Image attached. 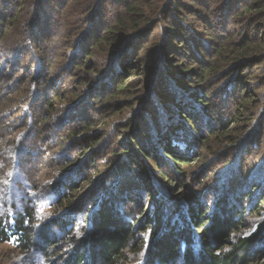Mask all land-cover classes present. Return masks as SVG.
I'll return each instance as SVG.
<instances>
[{
	"label": "trees",
	"instance_id": "obj_1",
	"mask_svg": "<svg viewBox=\"0 0 264 264\" xmlns=\"http://www.w3.org/2000/svg\"><path fill=\"white\" fill-rule=\"evenodd\" d=\"M5 1L7 4L13 3L15 11L4 13L0 10V44L12 42V39L9 40L12 38L9 32L12 26H17V22L20 25L30 26L32 21H39L42 29H47L48 18L42 19L40 13L35 14V11L34 14L28 12V8H24L22 0L17 3L12 0H0V2ZM23 1L27 3L29 0ZM141 1L145 0H119L118 3L122 9L116 11L114 23L105 25L104 30L96 35L90 36L92 32H89V36L86 33L74 36V32L70 33L73 31L70 27L65 31L67 32L65 38L54 39L51 44L50 42L49 45L46 44L47 46H43L42 42L38 41L37 37L41 36L42 32L37 29L27 37L26 33L21 32V34L13 36L16 37L14 39H19L24 47L30 49L35 45L42 53L43 59L41 60L37 54L32 52L33 56L30 58L32 64L29 67L34 69V73L21 75L20 79L12 73V90L9 91L11 96H5V87L0 83L1 149L14 145L26 148L28 144L37 147V142L44 139L46 131L57 125L61 119L69 122L67 127L70 126V128H66L68 131L65 134L68 139L81 137L85 134V129H89L94 122L98 121L96 118L83 119L79 116L78 107L81 108V103L86 99L95 103L96 100L97 102L102 101V103L105 100L113 102L121 96L131 97L135 92L145 96L146 102L143 107L150 115L154 127H158L160 118L155 112L157 109L154 110L151 107L156 99L155 104L158 105L159 102H162V107L165 105L164 108L170 111L169 114L165 113L168 121L167 131H159L160 134H156V136L158 135L155 138L157 144L154 141L142 144L140 138L152 141L153 136L149 134L148 130L142 129L144 121L143 118L139 119L136 131L134 130V134L130 136L132 147L127 146L115 158L116 161L114 160V165L110 170H102L100 173V175H106L102 182V188L110 187V190L106 194L107 196L102 195L100 198L92 213L94 215L89 216L88 219L84 216L82 224H88L85 236L74 239L71 231L64 232L65 236L60 240V243L70 246V253L62 264L260 263L262 257L264 258V253L257 244L262 239L261 235L264 232V212L260 215L257 214L259 210L254 213L250 206L244 210L240 209L239 212L238 204L234 198L230 202V194L228 195L230 188L227 185L229 177L223 178L220 185H217L219 188L223 186L222 194L213 206H209L203 201L201 193L202 190L207 189V186H204L201 180L198 182V186L201 187L194 191H191L188 185L186 186V182L190 180L191 165L198 161L197 158L206 157L209 152L222 147L223 143L237 149L240 147L247 149L252 142L256 141L254 133L263 130V123L257 122V120L259 115L264 113V74H259L260 76L256 77L254 69L259 67V71L263 70L259 65L264 63V0H224V2L223 0H213L217 3L215 8L219 10L226 7L230 1L234 4L239 3V6L235 5L231 10H226V14L230 13L228 18L233 17L235 22L239 17L245 19L244 27L238 28L235 33L237 38H233L231 33H226L227 41L220 43L215 48L213 57L217 59L212 60L210 64L201 69L202 74L198 78V83H200L198 87L191 86V83L186 82L184 75L180 73L174 74L172 70V74L167 73L169 71L164 67V69L151 70L143 92L130 80V75L136 68L130 60L132 54L128 53L130 42L135 35L134 32L144 26L149 27V31H153L157 25L154 21L165 15L166 11L168 12L173 4L175 5L180 0H149L147 3H141ZM192 1L197 2L198 5L205 2L203 0ZM77 2L79 1L77 0ZM80 3L72 8L75 15L84 13L90 17L89 23L92 20L96 22L93 13L98 16L97 11L94 12V6L97 5L98 0H81ZM35 4H37V0ZM70 12L68 11V14ZM2 15L5 16V19ZM252 24L258 28L256 29L258 36H256L257 34L255 37L249 36ZM168 30L170 33L167 37V45H173L175 40L178 42L179 38L171 36V34L174 35L177 29L173 26ZM212 34L213 32L209 36ZM160 35V33L155 34V38L158 39ZM44 37L50 36L45 35ZM212 37H217V35L213 34ZM184 43L185 40L183 43L180 42L178 47ZM49 53L54 56H48ZM190 55L192 58L194 57L192 53ZM93 56L104 65L107 63L109 69L95 70L94 63L90 61ZM112 62L115 63V67ZM163 71H165V78H169V81L173 83L170 96H165V92L159 88L161 86L159 77L162 76ZM62 72L66 74V78L73 81L71 82L72 86H67L66 81L63 80ZM209 78H220V82L228 86L229 92L228 94L226 92V97H235L239 100L228 119L229 126L232 125V131L220 133V129L213 130V127L207 126L210 130L206 132L207 138L203 139V134L194 118L201 115L206 126L220 116V112L208 101V94L212 91V87L209 88L207 85ZM15 80L16 82L20 81L16 86ZM108 82H111L109 87L107 86ZM242 84H245V87ZM95 87L99 94L88 96L89 91ZM151 94L152 96H150ZM156 106L155 108H157ZM182 108L186 109L181 113H185L189 117L191 129H196L194 133L188 128V125L185 126L182 121L183 115L181 114L179 117L180 115L176 113V109L181 110ZM187 109H190L193 117L190 112H187ZM25 110L28 111V118L25 116ZM8 113L17 115V125L16 123L7 125L2 121V118ZM75 121H78V124L72 126ZM176 130V134L179 136L167 137V133ZM31 139H34L35 142ZM59 141L64 142V137L60 136ZM59 144L60 142L52 148L59 147ZM209 144L211 148H209ZM61 145L64 144L61 143ZM81 145L80 150L73 157L72 163L69 161L60 163L56 167L58 170L54 175L56 180L48 182L51 187L49 189L56 191L54 193L55 197H58L57 203L63 208H61L62 212H57L59 211V208L56 209L58 204L54 208L56 215L62 216V218H58L57 223L63 229H66L68 210L74 209L78 198L77 186H74L70 181L71 177L66 181L67 183L63 177H67V171H70L74 163L78 165L80 158L86 153V143L83 142ZM188 147L190 148L188 149ZM232 153H229V156L234 155ZM127 156L129 157L126 160ZM144 160L150 162L152 168L157 169L168 182L164 183L162 193L159 192L158 186L154 191L152 187L147 191L153 204L146 217L143 219L122 217L113 206V200L117 204V199L119 200L123 195L117 184L114 185L113 178L124 172V168L129 164L139 168L143 167ZM17 161L18 165L26 163L23 158L21 160L17 158ZM2 162L6 167L14 165L10 160L3 159ZM167 163H171L178 173L181 170L186 178L183 186L178 189V193H181L179 196L177 193L171 196L170 192L176 189L178 184L172 176L167 174V171H164L163 168ZM20 169H22L21 166ZM112 170L114 176L109 175ZM33 177L31 176L30 179L39 182ZM254 178L252 175L248 176L244 189L247 186L257 185L255 196L262 190L260 187L264 185V182L260 180L259 184H255L256 179L254 180ZM2 185L3 183L0 188ZM8 198H10L9 204L7 203L3 213L0 214V244L14 240L18 244L16 248L21 253L30 254L31 258L41 251L45 253V256L51 257L54 253L51 248L54 246L45 248L43 245H52V240H49L46 235H42V245L33 241L35 239L34 225L37 221V205L34 197L27 193L25 196L21 195L19 199L21 209L17 208L11 193ZM244 212L247 215H257L252 216L255 219L254 230L248 234L242 232ZM197 231H200V235L197 234Z\"/></svg>",
	"mask_w": 264,
	"mask_h": 264
},
{
	"label": "rangeland",
	"instance_id": "obj_2",
	"mask_svg": "<svg viewBox=\"0 0 264 264\" xmlns=\"http://www.w3.org/2000/svg\"><path fill=\"white\" fill-rule=\"evenodd\" d=\"M12 1H16L17 3L20 0ZM35 1L29 0L26 3L22 0L21 2L24 8H28V12L30 11L34 14L33 12L35 11V14L40 13L39 15L42 19L48 18L49 25L47 29H42L39 21H32L30 26L20 25L17 22L16 25L18 27L12 26L9 32L10 36H12L9 40L12 39V42L0 44V83L5 87L4 93L7 97L11 96L9 91L11 92L12 90V73L19 79L21 75H30L32 72L34 73V69L29 67L32 64L30 58L33 56V53L37 54L41 60L43 59L42 53L35 45L30 49L24 47L23 43L20 42L19 39H14L16 37L13 36L26 33L27 37L31 32H35L37 29L42 32V35H38L37 38L38 41L42 42L43 46L49 45V42L51 44L54 39L65 38L67 33L65 31L69 30L70 27L73 29L70 33L74 32V36H78V34L84 35V33L89 36V32H92L90 34V36H92L104 30L105 25L107 26L114 23L116 11L122 9L118 3L119 0H98L97 5L94 6V12L97 11L96 13L98 16L93 13V18L96 19V22L92 20V22L89 23V16H86L84 13L83 15L81 13L75 15L74 11H72L75 5L81 4V0H78L79 2H77V0H37V4H35ZM148 1L149 0L141 1V3H147ZM203 2L205 5H198L197 2L192 0H180L178 3H175V5L173 4L171 9L168 12L166 11L165 15L154 21L157 25L153 31H149V27L144 26L134 32L135 35L130 42L131 45L128 53L132 54L130 60L134 63L136 68L133 73H131L130 80L139 90H142V92L144 91L146 79L151 73V70L164 69V67L166 68L165 70L169 71L167 73L172 74V71L174 74L180 73L184 75V79L187 80L186 82L191 83V86L198 87V85H200V83H198V78H200L202 74L201 69L210 64L212 60L217 59L213 57L215 48L220 43L227 41L226 33H231L233 38H237L235 33H237L236 31L238 28L244 27L243 24L245 19L239 17L235 22L233 17L228 18L230 13L226 14V10H231L235 5L236 7L239 6V3L234 4L230 1L231 3H227L228 5L226 7H222L223 9L219 10L215 8L217 3L213 0H203ZM14 9L15 6L13 3L7 4L6 1L0 2V10L4 13H6V11L11 12ZM68 11L70 14H68ZM2 16L5 19V16ZM35 24H37V26H35ZM173 26L177 29V32L174 33V35L171 34V36L177 37L180 40L178 39V42L175 40L173 45H167V37L170 33L168 28ZM250 29L248 33L249 36L255 37L257 34L256 29L258 28L252 24ZM211 32L217 35V37H212L213 34L209 36ZM157 33L161 34L158 39L155 38V34ZM45 35L50 37H44ZM256 36H258V34ZM184 40L185 43L178 47L180 42L183 43ZM191 53L194 55L195 59L191 57ZM50 54L52 53H49L48 56H54ZM90 61L94 63L95 70L104 71L109 69L107 63L104 65L97 61L95 56L91 57ZM112 65L114 67L116 66L114 62H112ZM259 66L263 70L259 71V67L254 69V75L256 77L260 76L259 74H264V63ZM65 70L67 69L65 68ZM163 72L162 76L159 77L161 85L159 88L165 92V96H170L169 94L172 92L173 83L169 81V78H165V71ZM62 73L64 76L63 80L66 81L67 86H72L71 82L73 81L66 78L64 72ZM126 74L128 75L129 73ZM220 80V78H209L207 81L208 87H212V91L208 94V101L212 107L220 112V116L218 118L216 117L212 123L206 126L201 115L194 118L195 122L199 125L200 132L203 134V139L205 137L207 138L206 132L210 130L209 127H213V130L220 129V133L232 131V125L229 126L228 119L229 116H231V112L238 104L237 102L239 99L235 97H226V92L227 94L229 92L228 86L221 83ZM18 81H14L15 86L19 84ZM110 85L111 82H108L107 86L109 87ZM242 86L245 87V84H242ZM96 89V87L91 89L88 96L90 94L93 96L99 94ZM139 94L135 92L131 97L121 96L120 98H116L113 102L105 100L103 103L102 101L97 102V100L96 103L90 102L86 99L81 103V108L78 107L79 116L83 119L96 118L98 121L94 122L89 129H85V134L81 137H71V139H68L65 134H67V129L70 128V126L67 127L69 122H65V120L61 119L57 125H54L46 131L44 139L37 142V147L28 144L26 148L14 145L13 147L1 149L0 145V171L2 172H0V175L3 176L0 178V185L3 183L0 188V214L3 213V209L7 203L9 204L10 198H8V196L10 193L12 197H14L18 209H21L19 201L21 195L25 196L27 193L33 196L37 205V221L34 225L35 239L33 241L42 245L41 236L46 235L49 240H52L53 244H44L43 246L45 248L54 246L51 248L54 250L51 257L45 256V253L39 250L41 252H37L38 254L35 256L32 255L33 257L31 258L30 254L21 253V251L16 248L18 244L14 240L6 243L3 242L0 244V264L63 263V260L66 259L70 253V246H64L63 243H60V240L65 236L64 232L67 233L71 231V235L74 239L85 236L88 230V224H82L84 216L88 219L89 216L94 215L92 213L95 211L100 198H102V195L107 196L106 194L110 190V187L102 188V182H104L106 175H100V173L102 170H110L116 161L115 158L120 155L127 146L132 147L130 136L134 134V130L136 131L139 119L143 118L144 121L142 129L148 130L149 134L153 136L152 141L147 138H140L142 144H145V142L149 144L153 141L157 144L155 138L160 134L159 131L166 132L168 129V121L166 120L165 113L169 114L170 111L164 108L165 105L162 107V102H159L158 105L155 104V99L151 107L154 110L157 109L155 112L160 118V126H156L157 128L154 127L150 115L143 107L146 102L145 96L142 95V93ZM34 96L35 95H33V98H35ZM150 96H152V94ZM155 106L157 108H155ZM176 110V113L180 115H178L179 117H181V114L183 115L182 121H184L185 126L187 127L188 125V128L194 133L196 129H191L189 117H187L185 113H181L182 111H186V109L182 108L181 110ZM25 111V116L28 118V111ZM187 112H190L192 116L190 109H187ZM16 120L17 115L13 113H8L2 118V121L7 125L16 123ZM100 121L101 123H99ZM259 121L263 123V130H258V133H254L256 141L252 142L247 149H243V147L237 149L232 147V145L227 146L223 143L222 147L220 146L217 150L214 149V151L209 152L206 157L197 158L198 161L191 165L192 173L190 175V180L186 182V186L188 185L191 191L197 190L198 187H201L198 186V182L201 180V183L207 186L206 190H202L201 195L203 201L209 206H213L214 202L222 194L221 189L223 186L219 188L217 185H220L223 178L229 177L227 181V185L230 188L228 195L230 194V202L234 198L238 204V211L240 209L244 210L250 206L254 213L258 210L257 214L259 215L264 212V185L260 187L262 190L255 196L254 192L258 189L257 185L247 186V188L244 189L248 176L252 175L255 177V184H259L258 182L260 180L264 182V113L259 115L257 122ZM28 122L30 121L28 120ZM77 124L78 121H75L72 126ZM221 124L222 126L220 127ZM227 126L229 127L227 128ZM30 131L29 129V133ZM176 132L177 130L169 134L167 133V137L172 138L179 136ZM156 134L158 135L156 136ZM60 136L64 137V142L59 141ZM31 140L35 142L34 139ZM82 141L87 145L86 153L80 158L81 160L78 165H75V161L73 162L72 168L70 171L68 170L69 173L67 171V177H63L65 178V183H67L66 181L71 177L70 181H72L74 186H77L76 193L78 197L77 205L73 207L74 209L68 210L67 215H69V217L67 219L66 229H63V227L57 223L59 221L58 218H62V216L59 217V214L56 215V211H54L59 208L57 212H62L63 208L57 203L58 197H55L56 191L55 189H49L51 187H49L48 182L56 180L54 175L58 170L56 167L59 166L60 163L63 164L65 161L72 163L73 157L82 146L81 143L83 144ZM59 142V147L53 149L52 146ZM61 143L64 145H61ZM161 146L163 147L162 144ZM208 146L211 148L210 144ZM189 148L190 147H188V149ZM199 151H201V149H199ZM231 152H233L232 154L234 155L229 156ZM128 157L129 156L125 157V159L127 160ZM17 158H20V160L23 158L24 161L26 160V163L24 162L23 164L20 161L21 165H18ZM3 159L10 160L14 165L6 167L2 162ZM142 165L143 167L139 168L138 166H130L129 164L119 176H114L113 170L109 173V175L114 176V185L117 184V187H119V190L123 194L119 200L117 199V204H115L113 200V206L120 212V216L122 217H139L140 219L146 217L152 209L153 204L150 194L147 191L151 187L154 191L158 186L159 192L162 193L164 191V183L168 182L165 176L160 175L157 169L155 170L152 168L150 162L144 160ZM20 166L22 169H20ZM163 169L167 171V174L172 176L178 184L177 188L170 192L171 196L176 193L179 196L181 193H178V189L183 186L186 180L184 174L181 170H179L180 173H178V170L176 171L171 163L165 164ZM31 176H34L33 178L39 180V182L34 181L32 178L30 179ZM61 180L63 181V179ZM172 183L174 182L172 181ZM56 204L59 205L57 208ZM244 213L242 232L243 234H248L254 230L255 219H253L252 216L257 215H247L246 212ZM86 223H88V221H86ZM197 234L200 235V231H197ZM261 237L262 239L258 241L257 246L261 248L264 253V232ZM256 264H264V258L262 257L260 263Z\"/></svg>",
	"mask_w": 264,
	"mask_h": 264
}]
</instances>
